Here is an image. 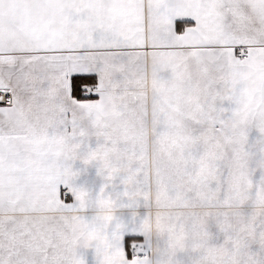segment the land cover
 Here are the masks:
<instances>
[{
  "label": "snow or ice",
  "instance_id": "1",
  "mask_svg": "<svg viewBox=\"0 0 264 264\" xmlns=\"http://www.w3.org/2000/svg\"><path fill=\"white\" fill-rule=\"evenodd\" d=\"M40 6L56 23L14 35L11 10ZM253 155L264 0H0V264H87L88 248L95 264H133L152 251L154 215L171 225L173 207L221 206ZM89 165L98 191L78 179ZM215 227L240 245L230 222ZM205 257L185 264H215Z\"/></svg>",
  "mask_w": 264,
  "mask_h": 264
},
{
  "label": "crops",
  "instance_id": "2",
  "mask_svg": "<svg viewBox=\"0 0 264 264\" xmlns=\"http://www.w3.org/2000/svg\"><path fill=\"white\" fill-rule=\"evenodd\" d=\"M10 15L13 23L9 25V29L19 38L23 36L16 33L15 26L21 30L26 27L47 30L58 19L55 7L51 6L26 8L22 11L13 8ZM16 21H22L23 24H18ZM247 75L251 76L252 73L249 72ZM149 134L151 135L150 127ZM248 161V166L230 182L227 193L229 198L225 199V194H219L221 206L216 208L173 207L167 210L171 214V225L157 222L154 215L147 226L148 235L154 241L152 251L147 253L146 259L135 260L133 264H185L190 257L201 252L206 253L205 259H212L215 264H225V261L229 264H250L251 259L256 255L255 249L264 248V229L249 227L247 232H241L240 229L245 223L264 225V157L253 155L248 158ZM81 167H84V170L78 177L79 181L98 191L103 183L98 174V168L95 165ZM254 177H259L256 183L253 182ZM249 192L255 195L249 198ZM155 195V190H153L152 211L154 214L164 211L155 204ZM193 212L198 213L200 217L195 227L192 223L191 214ZM103 214L102 211L101 215ZM217 217L230 222L233 235L241 237L239 246L234 243L232 235H216ZM166 228L169 230L166 231ZM96 237L97 239L103 238L99 228L96 230ZM157 238L167 240V246L161 247L155 243ZM243 239L252 241L254 247L249 248L243 244ZM81 251L85 255L87 264H95L94 249H81Z\"/></svg>",
  "mask_w": 264,
  "mask_h": 264
},
{
  "label": "rangeland",
  "instance_id": "3",
  "mask_svg": "<svg viewBox=\"0 0 264 264\" xmlns=\"http://www.w3.org/2000/svg\"><path fill=\"white\" fill-rule=\"evenodd\" d=\"M15 29H17L16 30V33L19 35V36H23V30H21L20 28H17V26H15Z\"/></svg>",
  "mask_w": 264,
  "mask_h": 264
},
{
  "label": "built area",
  "instance_id": "4",
  "mask_svg": "<svg viewBox=\"0 0 264 264\" xmlns=\"http://www.w3.org/2000/svg\"><path fill=\"white\" fill-rule=\"evenodd\" d=\"M146 258H147V253L144 254V255H142V256H138V257L136 258V260H144V259H146Z\"/></svg>",
  "mask_w": 264,
  "mask_h": 264
},
{
  "label": "trees",
  "instance_id": "5",
  "mask_svg": "<svg viewBox=\"0 0 264 264\" xmlns=\"http://www.w3.org/2000/svg\"><path fill=\"white\" fill-rule=\"evenodd\" d=\"M131 242H132V241H129V242H128V243H129V245L131 244Z\"/></svg>",
  "mask_w": 264,
  "mask_h": 264
}]
</instances>
